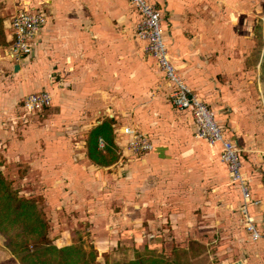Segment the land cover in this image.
I'll return each mask as SVG.
<instances>
[{
    "label": "crops",
    "instance_id": "1",
    "mask_svg": "<svg viewBox=\"0 0 264 264\" xmlns=\"http://www.w3.org/2000/svg\"><path fill=\"white\" fill-rule=\"evenodd\" d=\"M149 1L160 10L179 74L244 150L259 239L239 218L242 195L220 160L221 145L197 139L191 115L173 108L128 0H0V144L30 161L47 205L84 218L101 247L100 240L116 247L128 240L167 253L193 243L196 264H264V0ZM24 8L43 12L46 23L31 52L15 62L6 55L7 29ZM40 91L52 95V105L28 123L45 111L49 118L12 140L14 116L24 124L23 98ZM103 123L110 124L105 139H95ZM123 127L146 133L154 149L143 156L124 151ZM68 129H77L80 142ZM92 141L102 163L91 160Z\"/></svg>",
    "mask_w": 264,
    "mask_h": 264
},
{
    "label": "built area",
    "instance_id": "2",
    "mask_svg": "<svg viewBox=\"0 0 264 264\" xmlns=\"http://www.w3.org/2000/svg\"><path fill=\"white\" fill-rule=\"evenodd\" d=\"M141 15L137 26L138 37L145 42L144 53L152 57L171 88L170 102L178 112H187L191 115L196 128L194 136L206 141L212 146L221 145L220 160L226 166L231 179L238 185L242 195L240 213L245 230L253 240L260 235L254 226V219L248 208L257 204L251 194L250 180L244 173V150L230 138L222 127L208 103L200 98L186 83L173 61L163 38L160 10L149 0H128ZM46 23V15L39 10L24 8L11 19L7 29L10 45L6 48V55L17 62L22 56L32 50V40ZM52 105V95L47 91H40L25 96L21 102L23 115L21 121L29 122L32 116L42 113ZM122 134L127 136L124 151L133 155L143 156L154 149V145L146 133L123 127ZM103 147V143L100 142Z\"/></svg>",
    "mask_w": 264,
    "mask_h": 264
},
{
    "label": "trees",
    "instance_id": "3",
    "mask_svg": "<svg viewBox=\"0 0 264 264\" xmlns=\"http://www.w3.org/2000/svg\"><path fill=\"white\" fill-rule=\"evenodd\" d=\"M6 44L4 20L0 15V46ZM107 123L94 131L105 139L102 132ZM96 135V136H95ZM93 138V137H92ZM97 142V141H96ZM91 160L100 163L97 145L92 141L88 145ZM102 149L110 151L108 144ZM102 163V162H101ZM44 196L27 197L19 195L12 182L0 170V235L7 239L9 249L19 264H102L98 261L97 250L86 251L80 239L72 244L58 246L50 237V221L43 208ZM193 243L188 250L177 249L172 252L173 259L156 255L152 251L134 253L133 259L112 260L104 254L103 264H195L192 253ZM170 255V256H171Z\"/></svg>",
    "mask_w": 264,
    "mask_h": 264
},
{
    "label": "rangeland",
    "instance_id": "4",
    "mask_svg": "<svg viewBox=\"0 0 264 264\" xmlns=\"http://www.w3.org/2000/svg\"><path fill=\"white\" fill-rule=\"evenodd\" d=\"M253 85L255 86V89L259 87L258 81L256 82V79L253 82V84H251V86H253ZM262 87H264V86L262 85ZM256 96H259L258 92H257ZM259 101H261V100L259 99ZM50 115H51V113H49V116ZM48 118L49 117L47 115V111H45L44 115H39V116L35 117L31 121V123L21 124L19 122L18 116L15 115L14 119L12 121L13 124L9 123L12 125V130L10 127V131H12V133H13L12 140H16V139L20 140L22 138L24 131L25 130L27 131L30 128V126L34 125V126H38L37 128H39L43 125L44 121ZM8 129H9V127H8ZM76 130L77 129H75V130L68 129L67 130L68 133L66 135L71 136L73 138L74 134H75V136L77 135L75 133ZM73 139H75L74 142H80V140L77 139V136ZM10 147L12 148V145H10L8 142H6V143L2 142L0 144V156L2 157L1 161H0V165L6 167L5 169H3V170L0 169V170L7 177V179L12 182L13 188L19 192V195L27 196V197L42 196L39 189L41 187H44L43 179H41V177L36 175L34 172H30L29 166H28V163L30 161L26 160L25 157L22 156V154H19L18 151L16 150V148H12L11 152H10L9 151ZM28 147L30 150H33L32 145H28ZM44 150H45V148H44ZM7 154L9 155V158H5V156L7 157ZM247 158H248V155H247ZM25 165H27V167H26L27 170H25V167H24ZM42 206H43L44 211L47 215V218L50 221V225H51L50 230H49L50 237L52 239H54L55 243L62 245L68 241V242H71V244H72L74 239H80L81 242H83L86 251L89 252V251H91V249L97 250V253L99 255L98 261L102 264L104 263L103 257H104L105 253L110 255V257H109L110 262H112L113 259L114 260L133 259L134 253L136 251H138V252H145L147 250L152 251L150 249L144 248L143 246L137 245V243L130 242L128 240L124 241L122 243V245H120V244L117 245V247L113 244V242H115V241H112V242L110 241V243H109V240H100V241L104 242V246L102 245V247H101V245H99L96 242L99 240H96L95 238H93L92 235L89 233L88 229H90V227H89L90 225H88V224L85 225L84 222H81L84 220V218L82 219L81 217L73 216V213H74L73 211H70L69 213H70V215H72L75 218H73L72 216H69V214L68 215H62L60 212L55 213L52 210L51 206L47 205L46 198H45ZM238 214H239V218H240V212ZM60 217H63V218H60ZM78 219H80V221ZM239 220H241V219H239ZM112 239H113V237H112ZM137 246H139V247L137 248ZM177 249H181V248L174 247L173 249H171L172 250L171 252L168 251L170 253H168V252L165 253V251H163V252L152 251V252H154L156 255L162 256L164 258L168 257V258L173 259V256L171 254L174 250L176 251ZM104 250H108V251L105 252ZM193 263L196 264V261L195 262L193 261ZM0 264H19L18 261L16 260L15 256L12 255V253L10 252L7 239L1 235H0ZM203 264H205V263H203Z\"/></svg>",
    "mask_w": 264,
    "mask_h": 264
}]
</instances>
